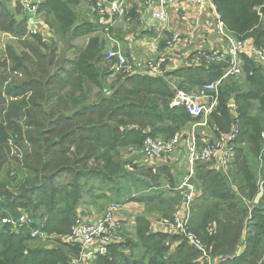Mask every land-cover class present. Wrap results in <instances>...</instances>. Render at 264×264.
<instances>
[{
  "label": "trees",
  "instance_id": "obj_1",
  "mask_svg": "<svg viewBox=\"0 0 264 264\" xmlns=\"http://www.w3.org/2000/svg\"><path fill=\"white\" fill-rule=\"evenodd\" d=\"M215 3L228 31L239 38H253L256 46L264 48V0H215ZM44 5L65 31L73 30L79 36L93 32V22L77 23V14L66 0H45ZM26 28V20L17 21L13 12L0 0V31L22 36ZM103 50L101 37L92 35L84 46L76 47L75 57L68 62L69 68H61L55 73H51L47 62L37 55L36 70L26 72L28 77L23 81H17L9 72L7 61L0 57V119L7 111H14L18 116L27 117V123L32 127L28 137L31 151L24 165L33 172L34 178H24L17 184L20 199H35L38 207L43 209L40 219V208L36 209L35 218L31 216V219L39 222L36 220V223L23 226V233L13 232L12 222L2 224L4 218L0 214V264H74L73 259L81 252L79 244L63 242L64 246L33 247L29 243L36 237L32 236L31 229L41 228L48 235L67 237L80 206L86 200L85 183L81 180L115 183L122 177V164L118 160L120 148L141 149L150 136L167 139L175 135L183 123L200 121L204 114L193 117L185 102L177 100L179 92L201 90L206 84L221 79L229 67L228 63L186 65L171 74L178 79L175 84L161 75L136 72L108 85L103 79L113 74L101 72L100 66L104 65L106 57ZM242 61L246 90L238 92L234 98L231 93L238 86H225L224 90L222 80L218 103L209 114L214 131L227 130L220 135L231 131L229 127L233 123V127L236 122L240 123L236 156L232 162L239 185L232 168L229 176L222 170L206 169L199 164L194 179L196 183L198 174L202 176L203 172L207 179L210 171L216 172L210 186L211 197L225 202L232 210H240L241 217L225 214L218 223L214 222L216 225L211 223L202 230L203 206L197 202L193 207L192 229L202 240L207 231L215 234L211 240L217 245L212 250L214 253L223 247L231 250L222 257L220 264H246L260 255L261 262H264V252L261 254L264 247V178L261 181L257 179L248 153L245 154L242 147L244 142H248L254 151L264 154V126L258 117V114H264V70L248 55L243 54ZM49 65L56 66V61ZM95 89L97 98L92 99L90 93ZM254 104L258 105V114L252 112ZM0 144L2 151L8 142L0 137ZM134 167L127 169L129 175L136 172ZM149 169L148 172L156 171ZM158 172L168 178L170 191H157V186H149L148 190L131 192L126 199L154 205L155 214L169 217L173 213V200L166 194H176L180 182L173 178V170L168 166H163ZM61 175L72 179L56 183ZM261 186L263 196L256 203ZM242 189L247 190L251 201L248 208L240 206L241 201L236 194ZM5 195L6 192L0 188V197ZM22 203L19 208L27 207ZM167 208L171 209L170 212ZM149 223L143 217L137 240L112 244L107 254L96 257L94 264H195L201 257V251L181 236L153 232ZM211 227H214L213 232L209 230ZM232 229L236 233L230 235ZM218 231L219 235L216 234ZM176 241L181 242L172 251ZM241 242L243 249L239 251Z\"/></svg>",
  "mask_w": 264,
  "mask_h": 264
},
{
  "label": "rangeland",
  "instance_id": "obj_2",
  "mask_svg": "<svg viewBox=\"0 0 264 264\" xmlns=\"http://www.w3.org/2000/svg\"><path fill=\"white\" fill-rule=\"evenodd\" d=\"M1 1L4 2L5 6L13 12L14 18L17 21L26 20L27 28H26V32L22 36H15L14 33L0 31V57L3 60L7 61L10 68L9 72L15 76L17 81L26 80L28 77L26 76V72L29 73L36 70L37 60H38L37 55H40L43 58V60L47 62V66H49V69L52 71L51 73L60 72L61 68H69L68 62L69 60L75 57L76 47L84 46L87 43L89 37L92 35H96L100 27H102L100 20L102 17L96 12V3H95L96 0H66L72 5V7L74 8L77 14V23L81 21L93 22L95 28L93 32L87 36H79L73 30L65 31L64 29H62V27H60L55 22L54 15L51 13V11L45 7L44 5L45 0H1ZM33 18L37 20H41L44 23V25L41 27L40 32L37 35H32L28 31L29 21ZM101 29L105 31L103 27ZM14 59L17 60L15 61ZM51 61H56V66L50 67L49 64ZM113 66L115 68H113L112 70L109 66L106 65L100 66L102 73L111 72L113 74L103 79L104 82H106L108 85L112 84L113 80L121 78L122 76H127L126 73L124 72V68L118 65L117 60H114ZM241 79L243 80L244 78L243 77L236 78L230 76L227 78L229 82L224 81L222 86L224 90H225V86L228 87L233 86L234 88L235 85L238 86V88H236V91H234L235 93L234 98H236L238 92H242L246 90L244 85H242V83L239 81ZM91 94H92V99H96L97 89L91 92L90 95ZM188 94L198 96L201 93L198 92L197 90V93L190 92ZM203 104L205 106L203 118L198 122L191 121V122L183 123L180 129L176 131V133L187 132L189 130H192L193 127L196 128L198 127L199 136L201 137L204 136V138H206V140L204 141L208 142L215 140L217 137H219L220 132L227 131L225 129L222 130L219 129L218 132L214 131L215 129L211 127L209 121V114L213 108L211 109L210 108L211 104H208L207 102ZM209 108L210 111H207V109ZM235 108L236 107H234V109ZM251 109L254 114H258V105L254 104V106ZM258 117L261 119V122L264 126V114L260 113L258 114ZM233 124L229 127V129L231 128L233 130L234 127L236 125H239L240 123L236 122L234 127ZM31 128H32L31 125L27 123V117L18 116L14 111L11 112L7 111L4 117L0 119V137L5 138L8 142V144H5L3 146V150L0 151V188L3 190V192H6L5 196L0 197V214H2L4 218L2 224H4L5 222L6 223L12 222L13 225L12 230L13 232L16 233H23L24 231L22 228L25 225L18 223L17 226H15L16 225L15 221L17 222V220L22 215H27L29 218L31 216L35 218L36 209L40 208L38 207V203L35 199L31 201L20 199L21 194L19 193V189L17 185L18 183L20 184V182H22L24 178L25 179L29 178L31 180L34 178L33 172L26 169L24 165V160L27 154L31 151V146L28 142L29 134L30 132H32L30 131ZM204 128L205 129L209 128L208 132L211 133L207 132L206 134L201 132L200 130ZM209 135H211L212 137ZM201 137H199V140H201L200 139ZM204 141L202 140L199 142L202 144ZM242 147H244L245 154L248 153L250 163L255 170L257 179L261 181L264 178V162H263L264 154L263 155H261V153L258 154L257 151H254L253 145L248 142H244ZM137 159L144 160L143 153L141 152L140 148H134V149L127 147L120 148L118 152V160L122 164V177L117 179L115 183L105 184L104 182H101L98 179L81 180L82 183H85L84 186L85 197L90 201L92 200V202L93 200H96V205L92 209L91 214L97 215L99 211L101 213H104V211L107 209L109 205L119 200H125L130 196L131 192L141 191L143 189L148 190L149 188L154 186H157L158 188L156 189L157 191H167V192L170 191L167 187L169 181L168 178L164 175V173H160L158 171L148 172V169L150 167L148 165L150 164L149 162H154L156 160L142 161L145 163L142 164L141 162L142 164L141 166H135L134 169H136V172L132 175H129L127 173L128 172L127 169L131 170L132 168H128L127 165L132 164ZM28 161L30 160L28 159ZM167 164L169 166L174 167L178 163H167ZM211 164L212 163H200V165H203L204 167H206V169L212 167ZM231 168L234 170L235 173L236 184L239 185L237 181L238 174L236 172L237 170L235 166L231 164V167L229 168L227 174L231 172ZM139 169L140 171H138ZM182 172L183 174L182 173L179 174L178 171L177 173L173 172L175 176L174 175L172 176H174L173 178L177 180V182L179 180V182L181 183L184 172L186 173L187 170L183 169ZM180 177H182V179ZM215 178H216V172H212V171H210L207 179L203 175V172H202V176L201 174H198L197 176L196 185L198 187L199 193L193 202V207L197 202H199L200 206H203L202 230H205V228H207V226L211 223L214 222L218 223L219 220H221L225 214H227L230 217H241L239 213L240 210L239 211L232 210L225 202L211 197L210 186L212 185ZM71 179L72 178L68 175H61L56 179L55 182L56 183L67 182L68 180ZM205 181L207 182L206 184L204 183ZM203 183L205 184L204 186H202ZM179 186L180 184H178V187ZM178 187L177 189L179 191L174 190L175 193L177 192L176 194L174 195L166 194L167 198L172 197L171 199L173 200L171 212H173L175 206L182 201V197L184 196V193H182L181 189H179ZM147 193L151 194V192H147ZM236 194L241 201L240 204L241 207L245 206L246 208H248L249 206H251V201L247 197V190L244 189L239 190L237 191ZM21 202H23L22 204H25L27 207L22 206V208H19ZM146 208L148 211H152V212L156 211L154 205H146ZM168 210L170 212L171 209ZM42 213H43V209L40 208V213L38 215L39 219ZM18 214L19 217H17ZM36 220L34 219L32 220V222L36 223ZM37 221L39 222V220ZM214 224L216 225V223ZM37 230L40 231V234L34 235L33 232ZM233 230L235 229H232L230 231V235H233L234 232L236 233V231ZM30 232L33 237H36V239L30 241L29 243L33 247L39 248V247H52V246L55 247L59 245L64 246L63 242H66L65 237L58 236L55 234L48 235L47 233L43 232L41 228L31 229ZM219 233L220 232L218 231V233L216 234L219 235ZM202 237H203V242L205 243L206 247L210 251L213 258L215 259H220L225 254H227V252L231 251L228 247H223L221 248L222 250L214 253L212 250L217 245H215V243L212 242L211 240L215 238V234L211 235L207 231V233L202 235ZM126 239L131 240L130 238H126ZM241 244L242 242L239 243L238 245L240 246ZM263 252H264V247L261 254ZM89 260L90 259H86L82 261L79 260V256H77L73 259V263L87 264L85 262ZM195 264H203V263L198 258L196 259ZM246 264H264V262L263 263L261 262V255H260L259 258H255L254 260Z\"/></svg>",
  "mask_w": 264,
  "mask_h": 264
},
{
  "label": "built area",
  "instance_id": "obj_3",
  "mask_svg": "<svg viewBox=\"0 0 264 264\" xmlns=\"http://www.w3.org/2000/svg\"><path fill=\"white\" fill-rule=\"evenodd\" d=\"M150 1L154 4L152 17L160 24H166L170 19V6L180 0ZM182 1H190L192 3L208 2L210 7L217 13L219 28L227 32V45L224 49L218 48L198 52L192 57L193 65L208 66L215 63H228L229 67L224 77L229 74L241 75L243 73V54L250 55L258 65H264V48L256 46L251 41V38H239L228 31L221 19V14L218 12L215 0ZM95 3L96 12L110 23L114 22L119 15L126 13L121 0H96ZM43 25V21L33 18L29 21L28 31L32 35H37ZM179 41L180 35L174 33L167 40V46L174 47ZM107 58H115L118 65L124 68L126 74L138 72V68L134 64H131L127 57L117 50H110ZM168 60V55H161L147 61L142 68L148 75H162ZM222 79L223 77L206 84L199 91L201 94L198 96L183 91L179 92L178 97H181L185 102L189 113L193 117L204 114L205 106L203 100L211 103V109L215 108L214 106L218 102L219 87L222 84ZM210 108L207 111H210ZM238 135L239 125H236L230 132L221 134L215 140L204 141L202 144H199L196 140L194 131L191 134L178 132L167 139L150 136L145 140L141 148L144 160L137 159L132 164L127 165L128 168H133L145 163L142 161L162 160L166 163H178L187 170L186 173L184 172L183 179L178 187L181 190L183 189L184 196L182 201L175 206L171 216L160 217L154 220L151 229L153 232H164L181 236L201 251L200 258L203 264H220L222 260L213 258L203 240L191 227L193 202L199 193L194 181L197 166L200 163H212L213 168L227 173L233 162ZM121 207L122 204L119 201L112 203L95 221H88L83 217H77L70 234L65 238L66 242L77 243L81 246L79 260L95 259L98 255L107 254L112 244L125 242V236L119 231L123 222L116 215L121 210ZM15 223L30 225L33 222L31 217L22 215ZM209 230L213 232L214 227H211ZM33 234H40V231H34ZM94 247L97 249L94 250Z\"/></svg>",
  "mask_w": 264,
  "mask_h": 264
},
{
  "label": "crops",
  "instance_id": "obj_4",
  "mask_svg": "<svg viewBox=\"0 0 264 264\" xmlns=\"http://www.w3.org/2000/svg\"><path fill=\"white\" fill-rule=\"evenodd\" d=\"M121 1L126 13L116 17L115 21L112 23L101 18V24L105 31L100 27L99 31L96 33V36H100L104 43L103 53L106 57L103 64L109 66L111 70L115 68L113 62L116 59L107 58L110 50L119 51L127 57L131 64H134L138 68V73L143 74H146V72L142 66L147 61L161 55H168L169 60L161 76L171 79L175 84L178 79L171 74L180 67L193 65V55L203 50L224 49L227 45V32L219 28L217 13L210 7L208 2L192 3L190 1H177L169 8V21L166 24H160L152 17V8L154 4L151 3L150 0ZM174 33L180 35V41L174 47H169L167 46V40L171 38ZM251 41L254 42V39L251 38ZM256 65L258 64L256 63ZM259 66L264 70V65ZM229 76L236 78L243 77L244 79L239 81L242 85L246 84L244 72L241 75L229 74L225 77L223 76L222 80L227 82ZM197 90L198 92L200 91L198 88L193 92L197 93ZM231 94L232 97H234L235 93L232 92ZM205 101L211 104L207 100H203V103H206ZM233 103L234 101H232V104ZM192 131L195 132L196 140L199 144H201L199 141L206 140L204 136H199L198 127H193L192 130L185 132V134H191ZM200 131L207 134L209 128H204ZM199 137H201V140H199ZM235 156L236 151L234 157ZM149 163L151 164H148L150 166L149 168L156 171H160V168L163 166H168L172 168L174 173L178 171L180 174L183 169H185L180 164V166L176 164L174 168L162 160ZM180 178L182 179V177ZM181 191L183 193V189ZM119 202L122 204V207L116 215L117 218L119 220L121 219L123 222L119 231L125 236V239L130 238L132 240H137L139 238L140 221L143 217L149 220L150 227L154 220L160 218V213L155 214V212H148L146 204L143 201H129L125 199L119 200ZM95 205L96 200L92 202V200L90 201L86 198L85 202L78 210L79 217H83L88 221H95L103 214L100 211L97 215L91 214ZM125 242H127V239ZM178 244V241L174 243L172 251L176 249ZM238 248L239 251L243 249L242 245ZM93 249L96 250L97 248L94 247ZM128 250L129 249H127V251ZM95 259H90L85 263L94 264ZM199 259L202 261L201 258Z\"/></svg>",
  "mask_w": 264,
  "mask_h": 264
},
{
  "label": "water",
  "instance_id": "obj_5",
  "mask_svg": "<svg viewBox=\"0 0 264 264\" xmlns=\"http://www.w3.org/2000/svg\"><path fill=\"white\" fill-rule=\"evenodd\" d=\"M177 100L181 101L182 99H181V97H178ZM262 196H263V186H261V191L257 195L255 202L258 203L261 200Z\"/></svg>",
  "mask_w": 264,
  "mask_h": 264
}]
</instances>
